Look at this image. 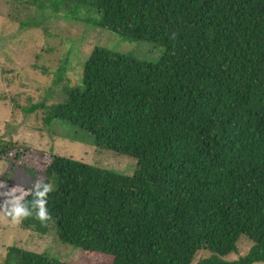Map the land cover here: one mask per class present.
<instances>
[{"label": "trees", "instance_id": "trees-1", "mask_svg": "<svg viewBox=\"0 0 264 264\" xmlns=\"http://www.w3.org/2000/svg\"><path fill=\"white\" fill-rule=\"evenodd\" d=\"M30 2L43 15L89 8L92 26L162 51L147 61L92 48L79 84L44 120L134 158V172L58 154L38 153L32 166L7 158L11 170H38L55 187L52 219L29 217L21 227L53 230L111 264H264V0ZM23 23L39 27L43 17ZM242 236L248 252L224 259ZM1 264L75 263L9 245Z\"/></svg>", "mask_w": 264, "mask_h": 264}, {"label": "rangeland", "instance_id": "rangeland-1", "mask_svg": "<svg viewBox=\"0 0 264 264\" xmlns=\"http://www.w3.org/2000/svg\"><path fill=\"white\" fill-rule=\"evenodd\" d=\"M69 8L58 13L47 9L43 15L30 0L16 3L0 0V152L2 149L7 152L6 158L0 159V182L9 188L14 185L33 188L39 178L52 183L38 170L29 172L21 167L11 170L6 160H20L32 166L38 153L72 157L128 176L134 172V158L96 147L90 135L78 127L59 119L48 122L44 116L47 108L63 102L68 89L79 84L82 64L94 46L147 61H155L162 49L152 42L124 39L115 32L92 26L95 14L89 8ZM71 8L76 12H71ZM40 17L43 23L39 27L23 23ZM38 104L40 108L29 109ZM9 245L75 264L112 262L111 256L85 252L60 242L53 230L40 234L0 214V264ZM251 245L252 241L242 236L236 242L237 250L223 258L243 256Z\"/></svg>", "mask_w": 264, "mask_h": 264}, {"label": "clouds", "instance_id": "clouds-1", "mask_svg": "<svg viewBox=\"0 0 264 264\" xmlns=\"http://www.w3.org/2000/svg\"><path fill=\"white\" fill-rule=\"evenodd\" d=\"M0 214L10 217L12 222L19 223L23 219L33 217L42 224L52 219L48 210V194L55 190L52 183H45L43 178L35 181L32 189H24L20 185L9 188L0 182ZM31 195L29 201L26 197Z\"/></svg>", "mask_w": 264, "mask_h": 264}]
</instances>
